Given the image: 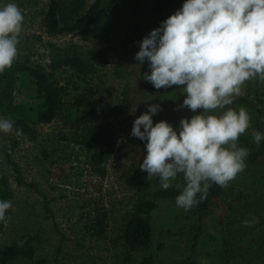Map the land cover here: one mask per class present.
I'll list each match as a JSON object with an SVG mask.
<instances>
[{
	"label": "rangeland",
	"instance_id": "rangeland-1",
	"mask_svg": "<svg viewBox=\"0 0 264 264\" xmlns=\"http://www.w3.org/2000/svg\"><path fill=\"white\" fill-rule=\"evenodd\" d=\"M51 1L14 0L25 18L16 59L41 66L66 95L52 122L30 125L32 136L16 125L0 132V171L13 191L0 251L26 235L34 238L36 249L34 259L7 264H200L201 257L209 264H264V141L257 146L252 138L253 130L264 132V81L247 80L229 105L243 106L251 116L239 137L249 150L247 167L218 195L184 210L175 203L185 183L182 174L169 189L157 177L149 180L139 167L145 141L131 135L134 120L150 103L161 105L154 123L167 120L178 127L182 118L196 114L178 108L183 86L156 89L143 78L150 72L148 62L135 59L142 39L183 0H167L162 13L155 0H103L84 32L61 34L46 26ZM73 57L82 60L81 69L68 64ZM20 85L22 102L42 101L32 81L23 79ZM80 97L97 107L96 126L110 133L102 165L93 163L82 132L65 121L68 107ZM146 200L153 204L152 238L147 247L133 249L129 223ZM254 218L258 223H243Z\"/></svg>",
	"mask_w": 264,
	"mask_h": 264
},
{
	"label": "clouds",
	"instance_id": "clouds-1",
	"mask_svg": "<svg viewBox=\"0 0 264 264\" xmlns=\"http://www.w3.org/2000/svg\"><path fill=\"white\" fill-rule=\"evenodd\" d=\"M24 19L14 0H0V73L18 56ZM135 59L141 65L148 62L150 72L143 78L156 89L183 86L178 108L196 113L182 118L178 127L167 120L154 123L161 105L150 103L131 132L145 141L139 167L149 180L157 177L169 189L182 174L185 183L175 203L190 210L207 198L211 183L227 187L247 167L249 150L239 137L250 127L251 116L245 107L229 105L247 80L264 81V0H183L181 8L142 39ZM14 125L13 118L0 115V132ZM252 138L260 146L264 132L253 130ZM12 204L11 198L0 197V220ZM243 223L251 226L258 218ZM200 264H209L208 258L201 257Z\"/></svg>",
	"mask_w": 264,
	"mask_h": 264
},
{
	"label": "trees",
	"instance_id": "trees-1",
	"mask_svg": "<svg viewBox=\"0 0 264 264\" xmlns=\"http://www.w3.org/2000/svg\"><path fill=\"white\" fill-rule=\"evenodd\" d=\"M168 2L167 0H155L156 11L162 13ZM103 3V0H94L92 4H89L87 0H52L46 17V26L51 33L84 32L85 28L96 20ZM68 59H71L68 61L69 65H74L79 69L83 67L80 58ZM23 79L32 81L37 96L42 100L40 103L28 104L20 100L22 93L20 81ZM64 95H66L65 88L54 84L41 66H33L28 60L16 59L10 68L0 73V115L13 118L17 129L27 136L34 134L30 125L47 124L55 119L60 111ZM98 119L97 107L84 97L76 99L68 107L65 115L66 124L80 130L82 132L81 142L93 150L91 155L93 163L102 165L108 155L107 141L110 133L105 127L96 126ZM19 182H24L20 176ZM224 188L214 183L208 190L207 196H216ZM0 197L13 198L11 183L4 173L0 175ZM152 209L153 204L148 200L137 206L128 229L127 238L131 248H145L150 243ZM9 212L10 208L7 210L6 218L0 220V231L5 225ZM21 240L25 241L23 246L19 244ZM19 241L0 251V263L7 264L20 258L29 260L35 258L34 238L26 235ZM146 261L150 262L147 259Z\"/></svg>",
	"mask_w": 264,
	"mask_h": 264
}]
</instances>
